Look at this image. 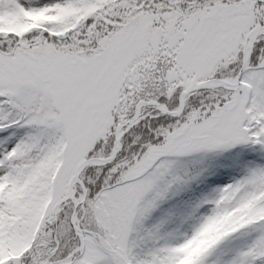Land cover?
<instances>
[{
  "label": "snow or ice",
  "instance_id": "obj_1",
  "mask_svg": "<svg viewBox=\"0 0 264 264\" xmlns=\"http://www.w3.org/2000/svg\"><path fill=\"white\" fill-rule=\"evenodd\" d=\"M13 127L30 131L0 152V213L19 217L0 223V264H176L217 220L264 211L256 166L179 242L134 227L180 179L169 157L264 153V0H0V132ZM246 228L230 264H264V219Z\"/></svg>",
  "mask_w": 264,
  "mask_h": 264
},
{
  "label": "trees",
  "instance_id": "obj_2",
  "mask_svg": "<svg viewBox=\"0 0 264 264\" xmlns=\"http://www.w3.org/2000/svg\"><path fill=\"white\" fill-rule=\"evenodd\" d=\"M30 129L25 127H13L0 132V152L7 150L8 145L18 142ZM173 161L170 173L180 179L174 183L165 193L163 199L158 201L154 208L136 227L141 233L159 225L160 242L171 236L174 239L168 242L175 243L179 239L180 232L186 227L198 226L203 217L210 214L213 204L217 199L218 191L226 183L219 184L214 176H221L227 173L234 183L246 175L247 171L256 166L264 167V153L255 147L237 145L231 149L215 150L211 152L192 153L191 155L169 157ZM199 177L201 185L195 183V178ZM170 177H166V180ZM5 184H0V192H3ZM24 187L13 188L7 193V197L13 207L9 211H16L15 205L24 196ZM214 189L216 193L212 196ZM257 197L256 199H259ZM208 201L210 203H203ZM21 210L27 211L26 205L20 206ZM241 213L239 219L242 223L235 228L227 227L228 217H223L218 221V231L211 237H201L196 244V248L191 251L181 250L184 255L176 261V264H192L193 253L202 247H208L211 243L221 241L212 253L206 258L205 264H222L225 255L233 250L244 251L252 243V237L258 235L253 228H246L238 231L245 224L264 219V211L256 207L255 200L248 202L245 206L237 209ZM231 216V213L229 214ZM247 217V219H245ZM18 216H6L0 213V223L5 220L18 219ZM236 232L234 234H231ZM135 235V233L133 234ZM254 240V239H253ZM7 259V257H5Z\"/></svg>",
  "mask_w": 264,
  "mask_h": 264
},
{
  "label": "rangeland",
  "instance_id": "obj_3",
  "mask_svg": "<svg viewBox=\"0 0 264 264\" xmlns=\"http://www.w3.org/2000/svg\"><path fill=\"white\" fill-rule=\"evenodd\" d=\"M14 144L15 143L8 145V147L6 149L7 150L10 149V147L13 146ZM197 153H201V152H197ZM191 154H188V155H191ZM214 178L217 181V183H219V184L226 183L228 185V184L233 183L231 177L227 173H224V175H221V176H214ZM195 183L198 185H201V180L199 177L195 178ZM216 191L217 190L214 189L212 196L215 195ZM207 205H208V203H207ZM217 224H218V221L213 223L205 232H202L201 235L202 236H213V235H215L216 232L218 231ZM194 228H195V226L194 227L193 226H190V227L184 226V228L182 229L181 234L179 236L180 240H182L185 235H190ZM253 239H255V237H252L251 241H253ZM236 255H237V252L235 250H233L231 253H229L225 256V259H224L222 264H230V262L236 257Z\"/></svg>",
  "mask_w": 264,
  "mask_h": 264
}]
</instances>
